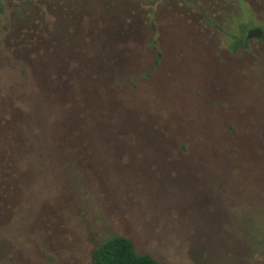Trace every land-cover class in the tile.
<instances>
[{
  "label": "rangeland",
  "instance_id": "obj_1",
  "mask_svg": "<svg viewBox=\"0 0 264 264\" xmlns=\"http://www.w3.org/2000/svg\"><path fill=\"white\" fill-rule=\"evenodd\" d=\"M243 3L0 0V264H91L114 235L264 264V0Z\"/></svg>",
  "mask_w": 264,
  "mask_h": 264
},
{
  "label": "trees",
  "instance_id": "obj_2",
  "mask_svg": "<svg viewBox=\"0 0 264 264\" xmlns=\"http://www.w3.org/2000/svg\"><path fill=\"white\" fill-rule=\"evenodd\" d=\"M231 33V32H230ZM232 32L231 50L234 51L239 47L246 48L250 39L241 38ZM152 44H156L153 39ZM159 49H156L154 66L159 62ZM91 264H166L155 260L147 253H136L132 241L122 235H114L106 238L93 248L91 252Z\"/></svg>",
  "mask_w": 264,
  "mask_h": 264
},
{
  "label": "water",
  "instance_id": "obj_3",
  "mask_svg": "<svg viewBox=\"0 0 264 264\" xmlns=\"http://www.w3.org/2000/svg\"><path fill=\"white\" fill-rule=\"evenodd\" d=\"M263 35L262 30L259 27H252L247 30L246 38H260Z\"/></svg>",
  "mask_w": 264,
  "mask_h": 264
},
{
  "label": "crops",
  "instance_id": "obj_4",
  "mask_svg": "<svg viewBox=\"0 0 264 264\" xmlns=\"http://www.w3.org/2000/svg\"><path fill=\"white\" fill-rule=\"evenodd\" d=\"M242 1L244 2L243 4L245 5V0H242ZM239 6H240V5H239ZM241 8H242V7H241Z\"/></svg>",
  "mask_w": 264,
  "mask_h": 264
}]
</instances>
